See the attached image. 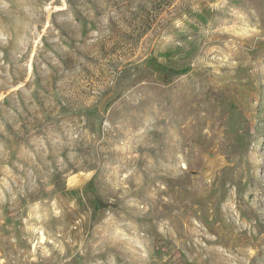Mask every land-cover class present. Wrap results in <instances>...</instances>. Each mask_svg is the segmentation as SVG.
<instances>
[{"label":"rangeland","instance_id":"rangeland-1","mask_svg":"<svg viewBox=\"0 0 264 264\" xmlns=\"http://www.w3.org/2000/svg\"><path fill=\"white\" fill-rule=\"evenodd\" d=\"M0 264H264V0H0Z\"/></svg>","mask_w":264,"mask_h":264},{"label":"bare ground","instance_id":"bare-ground-1","mask_svg":"<svg viewBox=\"0 0 264 264\" xmlns=\"http://www.w3.org/2000/svg\"><path fill=\"white\" fill-rule=\"evenodd\" d=\"M182 168H184V169H185V166H183V165H182Z\"/></svg>","mask_w":264,"mask_h":264}]
</instances>
